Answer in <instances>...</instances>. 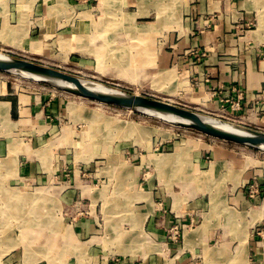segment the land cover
I'll use <instances>...</instances> for the list:
<instances>
[{
    "label": "crops",
    "instance_id": "crops-1",
    "mask_svg": "<svg viewBox=\"0 0 264 264\" xmlns=\"http://www.w3.org/2000/svg\"><path fill=\"white\" fill-rule=\"evenodd\" d=\"M255 3L258 8L254 10L241 3L239 9L232 4L222 9L215 0H197L189 6L183 28L171 35L174 51L158 57V66L163 67L159 75L168 74L159 86L174 79L178 87L190 89L183 97L200 106L195 112L224 106L234 125L264 131V0ZM22 24L20 21L12 29L7 26L0 42L10 44L19 55L34 56L42 47L36 39L26 40L27 29ZM198 49L205 56L195 61L191 52ZM141 57L134 59V65L121 63L130 69L119 70L115 76L123 73L122 77L132 79L130 75L143 66ZM125 78L122 80L132 83ZM234 103L238 105L233 108ZM75 125L66 97L16 94L0 80V186H52L55 200L72 214L67 218L71 225L64 224L54 233L40 228L37 240L27 237L23 241L26 246L36 245L37 251L28 248L27 252L21 246L25 248L21 253L7 255L0 264H264L263 166L248 167L223 148L210 160L201 149L192 152V175L178 183L184 194L179 203L168 181L150 178V172L147 179L144 171L155 164L164 165L181 148L160 145L167 152L155 155L152 161L151 155L116 161L106 173L113 176L110 172L116 171L120 177L118 196H127L124 186L133 190L128 206L135 204L142 223L132 225H140L141 233H147V243L140 245L137 237L128 235L123 238L115 225L107 242L99 237L94 218L78 217L76 200L91 202L88 188L108 177L98 163L74 157L75 141L86 139L85 132ZM134 151L130 149L132 154ZM104 204L108 206L106 200ZM219 206L229 209L228 218ZM177 226L184 231L178 244L171 233ZM66 227H75L74 235L66 236ZM42 249L59 253L57 262L41 256Z\"/></svg>",
    "mask_w": 264,
    "mask_h": 264
},
{
    "label": "rangeland",
    "instance_id": "rangeland-1",
    "mask_svg": "<svg viewBox=\"0 0 264 264\" xmlns=\"http://www.w3.org/2000/svg\"><path fill=\"white\" fill-rule=\"evenodd\" d=\"M152 1L0 0L1 34L3 30H7L8 27L10 29L16 27L21 21V24L23 23L22 25H25L27 29L26 40L32 42L36 39L37 42L39 41L40 47H42L41 51L35 53L34 56L29 55V57L28 55H19L10 44L0 42V52L28 59L33 62L36 61L47 66L57 64L60 66L58 69L69 74H74L79 77L81 81L86 83L98 82L115 90L133 93L137 92L143 96L149 95L161 101H168L177 106H183L190 110L197 111L200 106H197L191 100L187 101L183 97L185 94L184 92L188 93L190 91L187 85H185V87L181 86L180 88L176 85L174 79H171L170 82L161 87L157 85L154 80V77L163 71V67L158 66V64H160L158 62V57L161 58L163 54L167 57L168 53L171 54L174 51V43H171L170 39L171 35L175 33V31L183 28L184 25L182 22L188 12V7L197 0ZM190 1L193 3H190ZM215 1H219V6H222V9H225V7L228 9L231 8V4L236 5L237 9H239L238 3H241L248 10L258 8L255 3L257 0ZM170 4L173 8L170 7ZM160 11L162 12L160 13ZM158 13L159 16H157ZM142 30L147 31L143 32L142 36L140 35L141 40L139 41L136 39V36L138 35V31L141 32ZM142 42L143 44H141ZM77 43H79V45ZM144 43L146 44V48ZM23 44L26 45V41L25 43L23 42ZM150 51L152 53H150ZM197 51L198 56L204 53L201 49ZM137 53L139 55L134 59L138 57L140 59V56L145 58V62L143 58L144 63L142 68H140L138 72H133L134 75L133 73L130 75L132 79L128 80L122 77L124 76L123 73H120L122 76L116 77L115 73L120 72L119 70L124 71L130 68H123L121 63H123L124 66H130V64L134 65L132 60L130 63L128 61L124 63L121 61V58H125L127 55L135 56ZM191 55L195 58V61H198L195 52L193 53L192 51ZM82 60L83 62H81ZM125 60H127V57ZM99 68H101V70ZM133 68L136 69V67H132V69ZM15 73L16 72L0 71V80L8 84L10 90H13L16 94L31 93V95L39 97L46 95L47 97L54 95L66 97L70 105L71 118H73L76 123L75 126L78 127L79 131L81 130V133L85 132L86 134V139L84 141H75L73 146L74 157L76 160L85 159L87 162L93 164L98 163L99 166L104 168L105 174L103 173V175L108 177V179H106L107 181L100 184L97 182V185H95V181L94 185L97 187H93L92 189L88 188L90 191V198L92 199L91 202L81 200V198L76 200L77 208H79L78 217L84 216L83 218H85V220L94 218L98 225V230L100 231L98 234L99 237L102 239L104 238L107 242L111 239V226L115 225V230H117L118 226L123 238L128 235L129 238L131 237L132 239L137 237V242L139 241L138 243L140 245L147 243V233L144 230L142 231L143 233H141L140 225H132L133 223H142L138 216L139 214L136 213V209L133 208L135 204L132 208L130 205L128 206V204L132 202L131 199L133 195L131 194L133 190L124 186L127 196L125 198L118 196L116 194V189L120 177L117 175L116 171L110 172L114 173L113 176H109L106 173L107 169L112 167V164L114 165L116 161L118 163V161L120 162V160H124V158H141L148 155H151L152 161L155 155L158 157L167 152L164 151L162 149L163 147L160 145H170L172 148H181L177 150L178 152H176L175 155L170 156L174 158H170L164 165L155 164L153 167L146 168L144 171L145 178L147 179L149 178L148 172H150V178L158 179L159 176L161 181H168V187L173 188L172 190L175 195L179 197V203L184 194L183 192L180 193L181 189L178 183L182 181V177L183 180H185V177H187V179L191 177V155L192 152H199V149L205 153L209 160L217 149L223 148L228 150L231 154H234L238 162L246 164L248 167H264L263 146L252 147L214 139L192 129L179 127L175 123L163 118H156V116L140 110L123 109L115 105H106L94 100H87L74 94H66L48 83L34 80L27 76L25 77L19 72ZM124 78L132 83L123 81ZM75 109L77 110L74 111ZM197 113L203 115L207 120L211 119L220 123L234 125L231 122V118L233 117H230L222 106L215 111L210 109L198 111ZM99 118L101 121L98 120ZM91 120L95 121L91 122ZM107 122L110 124L112 123V126L114 127L115 125V127L109 126L103 129V127L100 126L101 129L98 128L99 125L97 124H106ZM127 127H132L134 129L138 128L142 133L137 134L132 131V133L127 132V134H124L125 128ZM117 128L122 130V132L118 133ZM105 132L107 134H105ZM77 143L79 144L77 145ZM130 149H135V153L132 154ZM179 153H182L181 158H179L181 163H178L177 157ZM91 180L92 179H90V183ZM103 192L104 195L106 193L108 197L106 195L103 196ZM14 193H16V195ZM54 193L55 190H53L52 186L38 189L31 186L13 188L0 186V261L5 260L4 258H7L9 254L17 255L21 253L25 248L26 251L28 248H33V252L37 251L36 245L34 247L25 245L24 249L21 246H23L22 243L24 240H27V237L29 240V238L33 236L34 238L31 239L37 240L38 238H36V235L39 233L36 232L40 228H50L53 230L50 232L54 233V230L56 231L60 227L63 228L64 224L71 225V223H67V218L69 215H72L70 214V209H62L60 203L55 200ZM102 197H105L108 206L104 204L105 200ZM17 198L19 199L13 200ZM123 199L126 202H124ZM10 200L13 201L9 202ZM85 205L86 208L84 207ZM180 206L181 205L178 207ZM219 207L225 217H227V211L229 212V209L225 207L226 210L223 206ZM219 207L217 208L219 209ZM20 208H22L21 211L24 215H21V211L19 212ZM80 208L83 209V213ZM50 229H48V231ZM74 233L75 227H66L64 230L66 236L74 235ZM171 233L173 238L174 235H176V239H173V241L178 244L180 242V235L183 234L184 231L183 228L177 226L171 229ZM38 244L40 243L38 242ZM42 252L43 254L41 256L51 259L53 263L57 262L56 259L59 253H53L52 250L48 249H42ZM62 254L65 255V252L63 251Z\"/></svg>",
    "mask_w": 264,
    "mask_h": 264
},
{
    "label": "water",
    "instance_id": "water-1",
    "mask_svg": "<svg viewBox=\"0 0 264 264\" xmlns=\"http://www.w3.org/2000/svg\"><path fill=\"white\" fill-rule=\"evenodd\" d=\"M0 71L3 72H23L33 77H38L39 81L55 86L57 89L67 94H74L87 100H94L106 105H115L123 109L148 110L159 115L176 118L174 122L179 127L192 129L203 133L214 139H220L233 144L247 146L264 147V131L251 129L241 125H231L236 130L230 132L220 126L211 124L199 113L177 106L171 102L159 100L149 95H137L129 91H119L104 93L96 89L89 88L85 82L74 74H69L56 67H50L38 62H33L10 54L0 53ZM226 124V123H225Z\"/></svg>",
    "mask_w": 264,
    "mask_h": 264
},
{
    "label": "bare ground",
    "instance_id": "bare-ground-1",
    "mask_svg": "<svg viewBox=\"0 0 264 264\" xmlns=\"http://www.w3.org/2000/svg\"><path fill=\"white\" fill-rule=\"evenodd\" d=\"M152 1V0H151ZM168 1V0H167ZM171 1H173V0H171ZM153 2V1H152ZM151 2V3H152ZM142 3V2H141ZM150 3V2H149ZM163 3H165V2H163ZM162 3V4H163ZM172 4V3H171ZM170 4V5H171ZM138 5V4H137ZM164 5V4H163ZM139 6V5H138ZM142 6V5H141ZM162 6V5H161ZM170 7H172V5L170 6ZM142 8V7H141ZM146 8V7H145ZM154 8H155V6H154ZM160 8V7H159ZM173 8V7H172ZM153 9V8H152ZM147 10H149V9H147ZM162 10H163V8H162ZM118 11V10H117ZM162 11H160V13H161ZM180 12V11H179ZM141 13H142V11H141ZM144 13V12H143ZM91 15V14H90ZM157 16H159V13H158V15ZM179 19V18H178ZM171 20V19H170ZM166 24V23H165ZM173 24V23H172ZM175 24V23H174ZM87 26V25H86ZM137 28V27H136ZM146 29H148V28H146ZM174 29H175V27H174ZM11 31V30H10ZM86 31V30H85ZM145 31H147V30H145ZM144 30H142L141 32L140 31H138V35L136 36V39H138L139 41L141 40V37H140V35L142 36V33L143 32H145ZM165 31V30H164ZM1 34V33H0ZM25 34V33H24ZM88 34V33H87ZM136 34V33H135ZM148 34V33H147ZM146 34V35H147ZM160 34V33H159ZM81 35V34H80ZM89 35V34H88ZM130 35V34H129ZM80 37V36H79ZM149 37V36H148ZM157 37V36H156ZM159 37V36H158ZM87 38V37H86ZM100 38V37H99ZM88 40V39H87ZM98 40V39H97ZM137 40V41H138ZM143 40V39H142ZM78 45H79V43H77ZM104 44V43H103ZM141 44H143V42L141 43ZM145 44V43H144ZM66 45V44H65ZM97 45V44H96ZM129 45V44H128ZM62 46H63V44H62ZM66 47V46H65ZM64 47V48H65ZM91 47V46H90ZM106 47V46H105ZM133 47V46H132ZM137 47V46H136ZM135 47V48H136ZM63 48V49H64ZM142 48V47H141ZM145 48H146V44H145ZM149 48V47H148ZM74 49V48H73ZM76 49V48H75ZM103 49V48H102ZM37 50V49H36ZM39 50V49H38ZM65 50H67V49H65ZM86 50V49H85ZM71 51V50H70ZM146 51V50H145ZM69 52V51H68ZM134 52V51H133ZM1 53V52H0ZM132 53V52H131ZM135 53V52H134ZM141 53V52H140ZM146 53V52H145ZM150 53H152L151 51H150ZM62 54H63V52H62ZM96 54V53H95ZM139 54L137 53V55H135V56H133V55H127V56H125V58L127 57V60H125V58H121V61L122 62H126V61H128L129 63L131 62V60L133 61V63L135 64V60H134V58L136 57V56H138ZM102 56V55H101ZM146 56V55H145ZM149 56V55H148ZM151 56V55H150ZM67 57V56H66ZM105 57H106V55H105ZM104 57V58H105ZM141 57V56H140ZM101 58V57H100ZM103 58V59H104ZM147 58V57H146ZM100 60V59H99ZM125 60V61H124ZM98 61V60H97ZM104 62V61H103ZM145 62V61H144ZM100 63H102V62H100ZM109 63V62H108ZM137 63V62H136ZM147 63V62H146ZM143 64V63H142ZM152 64V63H151ZM110 65V64H109ZM137 66V65H136ZM100 70H101V68H99ZM98 69V70H99ZM130 69V68H129ZM137 69V68H136ZM139 70H137V72H138ZM101 72V71H100ZM16 74V73H15ZM21 74L22 75H24L25 77L27 76V77H29V78H31V79H34V80H39V78L38 77H33V76H30V75H28V74H25V73H23V72H21ZM168 74H164V73H161V75H157L156 77H154L155 79V83L157 84V85H159V83H161V81H162V79L163 78H166L165 76H167ZM126 76V75H125ZM131 78V77H130ZM120 79V78H119ZM85 84L89 87V88H92V89H96V90H98V91H101V92H104V93H108V92H114L115 91V89H113V88H110V87H106V86H104V85H102V84H100V83H96V82H89V83H86L85 82ZM60 91V90H59ZM62 92V91H61ZM65 93V92H64ZM67 94V93H66ZM135 94H137V95H141V94H139V93H137V92H135ZM101 103V102H100ZM104 104V103H103ZM77 109H75L74 111H76ZM143 112H146V113H148V114H150V115H153V116H156V118L157 117H159V118H163V119H165V120H167V121H171V122H178V120L176 119V118H173V117H169V116H165V115H159V114H157V113H153L152 111H148V110H144ZM76 116H77V114H76ZM80 116V115H79ZM78 116V117H79ZM94 116V115H93ZM203 116V115H202ZM208 117V116H207ZM205 118V117H204ZM76 120V119H75ZM98 120H100V118L98 119ZM95 121V120H94ZM94 121H92L91 120V122H94ZM101 121V120H100ZM99 121V122H100ZM103 121V120H102ZM109 121V120H108ZM208 121L211 123V124H213V125H215V126H220V127H222V128H224L225 130H227V131H230V132H234L235 130H236V128H234L233 126H231V125H229V124H225V123H220V122H218V121H215V120H209L208 119ZM97 125H99V127L98 128H100L101 129V127L100 126H102L103 127V129L104 128H106V127H109V126H112V123L110 124V123H106V124H104V123H100V124H97ZM114 125V124H113ZM120 126V125H119ZM135 126V125H134ZM113 127V126H112ZM111 127V128H112ZM114 127H115V125H114ZM113 127V128H114ZM112 128V129H113ZM118 129V128H117ZM116 129V130H117ZM94 130V129H93ZM96 130V129H95ZM109 131V130H108ZM132 131L133 132H136L137 134H140V133H142V131L141 130H138V128H136V129H134V128H132V127H127V128H125V133L124 134H127V132L128 133H132ZM122 132V130H119L118 129V133H121ZM145 132V131H144ZM92 133V132H91ZM115 133V132H114ZM105 134H107L106 132H105ZM134 136V135H133ZM94 137H96V136H94ZM93 137V138H94ZM112 137V136H111ZM119 137V136H118ZM117 137V138H118ZM107 138V137H106ZM116 138V139H117ZM106 140V139H105ZM110 140V139H109ZM108 140V141H109ZM103 142H105L104 140H102ZM106 143V142H105ZM110 144V143H109ZM264 145V144H263ZM110 153V152H109ZM107 157V156H106ZM110 159V158H109ZM119 167V166H118ZM18 193V192H17ZM37 193H39V192H37ZM15 195H16V193H14ZM13 194V195H14ZM44 194H45V192H44ZM10 197V196H9ZM32 197V196H31ZM56 198V197H55ZM41 199V198H40ZM43 199V198H42ZM17 200V199H16ZM38 201V200H37ZM40 202V201H39ZM23 203V202H22ZM34 203H35V200H34ZM33 203V204H34ZM38 203V202H37ZM19 205H20V203H19ZM35 206V205H34ZM24 208V207H23ZM19 209V208H18ZM6 218V217H5ZM9 218V217H8ZM13 219V218H12ZM31 238H34L33 236L31 237ZM25 241V240H24ZM32 242V241H31ZM30 242V243H31ZM37 242V241H36ZM34 244V243H33ZM31 245H32V243H31ZM23 246H25V245H23Z\"/></svg>",
    "mask_w": 264,
    "mask_h": 264
},
{
    "label": "built area",
    "instance_id": "built-area-1",
    "mask_svg": "<svg viewBox=\"0 0 264 264\" xmlns=\"http://www.w3.org/2000/svg\"><path fill=\"white\" fill-rule=\"evenodd\" d=\"M195 53H196V55H197L198 51L195 52ZM204 56H205V52H204L201 56H198V55H197V56H196V59L199 60V59L203 58ZM263 92H264V91H263ZM263 94H264V93H263ZM237 105H238V103H234L232 107L234 108V107H236ZM222 108H224V106H222ZM174 239H176V235H174Z\"/></svg>",
    "mask_w": 264,
    "mask_h": 264
}]
</instances>
